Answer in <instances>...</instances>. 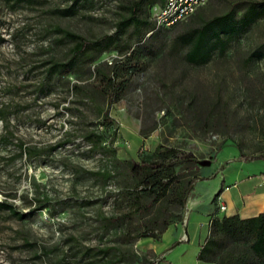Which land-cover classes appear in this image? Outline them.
<instances>
[{
	"label": "rangeland",
	"instance_id": "374dc122",
	"mask_svg": "<svg viewBox=\"0 0 264 264\" xmlns=\"http://www.w3.org/2000/svg\"><path fill=\"white\" fill-rule=\"evenodd\" d=\"M132 1L0 0V200L23 212L45 204L23 218L0 209V264H211L197 258L186 208L198 165L205 202L216 180L264 171V157H250L264 152V16L204 64L190 63L177 39L236 2L264 0H209L175 26H129L97 59L130 56L136 67L124 71L128 85L113 104L94 62L49 78L51 60H66L74 44L57 26L90 39L113 34ZM258 47L263 56L252 58ZM142 159L176 162L183 208L176 190L153 204L140 193L146 176L132 161ZM207 229L199 222L200 236Z\"/></svg>",
	"mask_w": 264,
	"mask_h": 264
},
{
	"label": "trees",
	"instance_id": "16d2710c",
	"mask_svg": "<svg viewBox=\"0 0 264 264\" xmlns=\"http://www.w3.org/2000/svg\"><path fill=\"white\" fill-rule=\"evenodd\" d=\"M14 1L20 2L22 0ZM164 1L133 0L128 6L129 13L117 22L116 31L113 34H104L95 39L87 38L80 33L57 26L56 29L74 44L71 46L66 60H51L48 68L49 78L68 75L81 62L89 63L90 67L94 62L92 70L98 77L109 104H113L121 98L128 85L129 78L123 76L124 71H133L136 67L130 63V56L114 58L112 62L107 59H97L105 50L118 47L123 32L131 25H134L139 31L150 27L165 28L164 26L157 27L154 19L150 18L148 9L146 10V5L162 4ZM239 9H242L240 16L237 15ZM57 11L61 14H70L74 11V7L71 5L65 8H57ZM262 16H264V2L252 1L244 6H242V2H236L225 12L204 19L199 25L178 34L177 39L187 47L185 57L190 63L204 64L212 58L214 51L218 50L219 53H224L230 41L246 31ZM179 23L181 21L173 26ZM127 47H132V45L127 44ZM250 56L252 58L254 56L261 57L263 56V50L258 47ZM73 87L78 90L81 85L75 82ZM0 113L2 119L6 121L7 118L3 108H0ZM93 135H96L95 132H89L86 137L93 146H100L102 136L95 139ZM27 150L28 148L21 145L20 151L27 153ZM172 150L176 151L175 149ZM29 151H32V149H29ZM242 154L244 157L248 156L244 152ZM250 157H264V152ZM175 165V161L165 160L147 161L142 159L132 161V170L138 175L145 174L146 176L147 182L143 180L139 190L140 193L145 191L153 195L152 204L171 193V191L176 190L177 202L180 207H184L186 187L180 188L179 184L174 182L177 177L173 173ZM198 170L199 165L196 171L198 172ZM197 176L195 174L193 177L196 179ZM193 183L194 181L190 180L189 187ZM222 189L223 187H220L215 197L222 192ZM136 200L139 201L140 197ZM44 207L45 204L41 203L30 212H23L13 203L0 200V209H7L20 218ZM209 223V232L200 245L197 254L198 260L213 262L214 264H264V209L257 215L250 217H241L238 213L222 217L212 215ZM141 235L160 238L159 233L154 229H145Z\"/></svg>",
	"mask_w": 264,
	"mask_h": 264
},
{
	"label": "crops",
	"instance_id": "0c3cea01",
	"mask_svg": "<svg viewBox=\"0 0 264 264\" xmlns=\"http://www.w3.org/2000/svg\"><path fill=\"white\" fill-rule=\"evenodd\" d=\"M200 168L199 165V173L193 183L192 194L187 200L186 208L187 210H189V208L191 209L192 224L194 226L193 238L198 237L199 244L201 245L209 232V222L212 215L222 217L224 215L238 213L241 217H250L257 215L264 209V184L261 183L264 171L257 176L240 172L237 175L238 179L232 183L220 184V181L216 180L210 186V195L205 202L202 189L198 190L197 188H200L201 181H203L202 179L206 178V175L200 171ZM220 187H223L222 192L215 197ZM212 195L215 198L213 197L212 200H210ZM222 202L226 204V209L220 208ZM207 221V232L203 236H200L197 232V226L199 222ZM202 225H204V223H202ZM181 237H183V235ZM189 238L191 239V235H189ZM209 263L214 264L213 262Z\"/></svg>",
	"mask_w": 264,
	"mask_h": 264
},
{
	"label": "built area",
	"instance_id": "2783aa9c",
	"mask_svg": "<svg viewBox=\"0 0 264 264\" xmlns=\"http://www.w3.org/2000/svg\"><path fill=\"white\" fill-rule=\"evenodd\" d=\"M209 0H165L162 4L156 3L153 5V19L157 27H170L187 19L195 13L200 7L206 4ZM112 57L107 58L112 62ZM262 184H264V176L262 177ZM221 209H226V204H220Z\"/></svg>",
	"mask_w": 264,
	"mask_h": 264
}]
</instances>
